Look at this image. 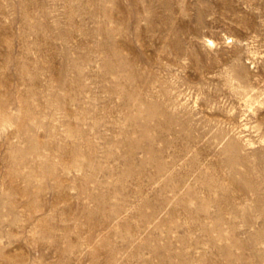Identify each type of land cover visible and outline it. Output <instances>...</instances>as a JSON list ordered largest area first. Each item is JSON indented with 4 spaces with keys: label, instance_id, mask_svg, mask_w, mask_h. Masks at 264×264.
Returning <instances> with one entry per match:
<instances>
[{
    "label": "rangeland",
    "instance_id": "obj_1",
    "mask_svg": "<svg viewBox=\"0 0 264 264\" xmlns=\"http://www.w3.org/2000/svg\"><path fill=\"white\" fill-rule=\"evenodd\" d=\"M0 264H264V0H0Z\"/></svg>",
    "mask_w": 264,
    "mask_h": 264
},
{
    "label": "bare ground",
    "instance_id": "obj_2",
    "mask_svg": "<svg viewBox=\"0 0 264 264\" xmlns=\"http://www.w3.org/2000/svg\"><path fill=\"white\" fill-rule=\"evenodd\" d=\"M208 42L212 43V44H215L214 40H212V39H208Z\"/></svg>",
    "mask_w": 264,
    "mask_h": 264
}]
</instances>
